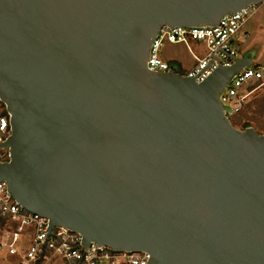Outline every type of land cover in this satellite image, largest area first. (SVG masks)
<instances>
[{"label": "water", "instance_id": "95a60500", "mask_svg": "<svg viewBox=\"0 0 264 264\" xmlns=\"http://www.w3.org/2000/svg\"><path fill=\"white\" fill-rule=\"evenodd\" d=\"M264 0H0V181L50 228L149 264H264V133L221 100L252 56L204 81L148 67L163 27Z\"/></svg>", "mask_w": 264, "mask_h": 264}, {"label": "built area", "instance_id": "2783aa9c", "mask_svg": "<svg viewBox=\"0 0 264 264\" xmlns=\"http://www.w3.org/2000/svg\"><path fill=\"white\" fill-rule=\"evenodd\" d=\"M258 5L224 15L214 26L163 27L154 39L148 59L151 71L171 70L169 61L162 56L165 42L184 43L197 41L205 45L206 54L200 57L191 50L196 60L187 75L204 81L219 66H231L241 57L238 42L246 37L243 27ZM264 83V63L244 67L234 76L221 95L230 107L231 118L244 107L252 93L249 87ZM11 134L10 117L0 100V142ZM9 159L8 149L0 147V162ZM149 254L140 251H120L107 245L92 242L82 245L81 236L61 225L50 228L49 221L39 213L24 208L10 193L5 181H0V264H149Z\"/></svg>", "mask_w": 264, "mask_h": 264}, {"label": "rangeland", "instance_id": "374dc122", "mask_svg": "<svg viewBox=\"0 0 264 264\" xmlns=\"http://www.w3.org/2000/svg\"><path fill=\"white\" fill-rule=\"evenodd\" d=\"M244 29L250 32V37L244 43H239L241 56L251 55L254 63H264V3L247 19ZM191 44L190 47L200 57L206 54L204 44L197 41ZM164 45L167 55L173 58L170 61L171 71L187 73L184 67L188 68L195 62L188 47L184 43L165 42ZM249 90H252V93L247 98L246 104L252 103L251 112L255 115L252 124L258 132H264V111L261 109L264 105V83H255L249 87Z\"/></svg>", "mask_w": 264, "mask_h": 264}, {"label": "trees", "instance_id": "16d2710c", "mask_svg": "<svg viewBox=\"0 0 264 264\" xmlns=\"http://www.w3.org/2000/svg\"><path fill=\"white\" fill-rule=\"evenodd\" d=\"M251 107H252V103H247L239 111V113L231 117V121L234 126L241 128V129H246L249 127L256 129L252 124V121L255 119V115H254V112H251L252 110ZM263 107L264 105L262 106L261 109L264 111ZM259 133H264V132H259Z\"/></svg>", "mask_w": 264, "mask_h": 264}, {"label": "crops", "instance_id": "0c3cea01", "mask_svg": "<svg viewBox=\"0 0 264 264\" xmlns=\"http://www.w3.org/2000/svg\"><path fill=\"white\" fill-rule=\"evenodd\" d=\"M264 3V2H263ZM262 3V4H263ZM262 4H260V5H258V7H257V10H259V7L262 5ZM256 10V11H257ZM244 32L247 34V36L246 37H240L242 40H240L239 42H238V46H239V43H244L246 40H247V38H249L250 37V32L247 30V29H244ZM194 41H192V42H190V45H192L191 43H193ZM170 44H178V43H170ZM203 44V43H202ZM186 45V44H185ZM190 45L188 46V45H186L187 47H188V50H189V52L191 53V55H192V52H191V50L193 51V49L190 47ZM239 49H240V47H239ZM162 56H163V58L166 60V61H172L173 60V58H171V57H169L168 55H167V52L165 51V45L163 46V48H162ZM243 56H245V55H243ZM192 57H193V55H192ZM193 59H194V63H193V65H191L190 67H188V68H185L184 66V69L186 70V71H188V70H190L191 68H193V66L195 65V63H196V60H195V58L193 57Z\"/></svg>", "mask_w": 264, "mask_h": 264}]
</instances>
